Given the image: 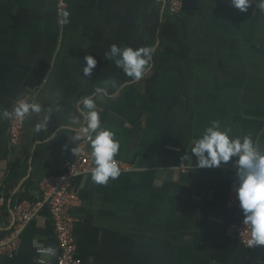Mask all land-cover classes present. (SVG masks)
<instances>
[{
  "label": "crops",
  "instance_id": "obj_1",
  "mask_svg": "<svg viewBox=\"0 0 264 264\" xmlns=\"http://www.w3.org/2000/svg\"><path fill=\"white\" fill-rule=\"evenodd\" d=\"M63 11L58 0H0V239L15 228L16 205L40 202L41 181L72 158L85 136L77 131L82 100L93 97L102 126L119 141L114 159L129 169L107 184L91 173L73 182L82 264H264V248L246 249L225 232L243 221L242 210L227 207L236 158L198 168L190 152L213 120L264 149V10L184 0L172 16L165 0H66ZM113 44L153 48L142 78L104 59ZM85 55L97 60L90 77L82 72ZM105 79L116 86L95 95ZM23 95L60 110L40 133L34 128L43 113L24 119L14 147L3 112ZM54 246L43 206L0 264H38L36 249Z\"/></svg>",
  "mask_w": 264,
  "mask_h": 264
},
{
  "label": "clouds",
  "instance_id": "obj_2",
  "mask_svg": "<svg viewBox=\"0 0 264 264\" xmlns=\"http://www.w3.org/2000/svg\"><path fill=\"white\" fill-rule=\"evenodd\" d=\"M231 5L245 12L250 0H231ZM259 5L264 10V0H260ZM61 15L64 18L63 22L67 23L70 13L63 11ZM152 52L153 48L150 46L133 49L113 44L110 50L104 53V59L114 61L128 77L139 80L151 61ZM84 61L83 75L90 77L97 60L92 55H85ZM115 86V81L105 79L102 86L95 89V95L104 97L108 88ZM82 104L83 126L77 131L85 135L92 134L89 140L95 166L91 171V179L97 184H107L110 178L114 180L120 175V169L114 159L119 151V141L115 139V133L111 129L102 126L94 98L85 97ZM59 110L58 106L44 109L41 103L30 98L29 102L20 103L14 111L21 121L33 113H43L42 120L34 128L36 133H40L46 130L52 113ZM8 116L9 113L4 111L3 117ZM72 123L79 125V118L74 119ZM80 138L79 135L74 137L75 140ZM190 152L194 154L198 168L219 167L221 163L236 158L235 191L243 213V222L250 226L251 239L248 243L250 246L264 245V149L254 142L251 136H233L231 128L222 126L218 120H213L200 138L193 141Z\"/></svg>",
  "mask_w": 264,
  "mask_h": 264
},
{
  "label": "built area",
  "instance_id": "obj_3",
  "mask_svg": "<svg viewBox=\"0 0 264 264\" xmlns=\"http://www.w3.org/2000/svg\"><path fill=\"white\" fill-rule=\"evenodd\" d=\"M260 2V0H254ZM168 13L172 16L178 15L183 7L184 0H165ZM66 6V0H58V12L61 13ZM30 96L23 95L16 99L9 110L7 117L9 123L8 138L11 146L19 143L20 135L24 127V120L21 121L15 115V108L22 102H29ZM91 133L74 144L72 158L66 162L57 175L44 178L40 183V202H23L16 205L14 209L15 228L7 237L0 239V255L11 257L14 253L19 230L26 226L36 215L37 211L46 206L49 211L50 220L55 236L54 247H39L36 249L38 264H82L76 255V242L74 237V219L70 210L79 204V198L74 191L73 182L82 174L91 173L94 168L92 150L89 137ZM120 171L129 169V166L117 161ZM185 167L183 170L185 171ZM236 186L230 189L227 207L239 211V202L236 198ZM3 199L0 198V211ZM226 235L233 237L246 249L264 248V245L250 246V226L243 221L231 223L226 227Z\"/></svg>",
  "mask_w": 264,
  "mask_h": 264
},
{
  "label": "water",
  "instance_id": "obj_4",
  "mask_svg": "<svg viewBox=\"0 0 264 264\" xmlns=\"http://www.w3.org/2000/svg\"><path fill=\"white\" fill-rule=\"evenodd\" d=\"M250 2H253V3L259 4V2H256V1H254V0H250Z\"/></svg>",
  "mask_w": 264,
  "mask_h": 264
}]
</instances>
